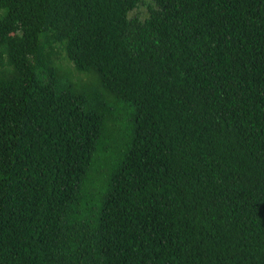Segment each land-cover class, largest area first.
<instances>
[{
	"label": "trees",
	"instance_id": "1",
	"mask_svg": "<svg viewBox=\"0 0 264 264\" xmlns=\"http://www.w3.org/2000/svg\"><path fill=\"white\" fill-rule=\"evenodd\" d=\"M0 264H264V0H0Z\"/></svg>",
	"mask_w": 264,
	"mask_h": 264
},
{
	"label": "rangeland",
	"instance_id": "2",
	"mask_svg": "<svg viewBox=\"0 0 264 264\" xmlns=\"http://www.w3.org/2000/svg\"><path fill=\"white\" fill-rule=\"evenodd\" d=\"M141 11H143V9Z\"/></svg>",
	"mask_w": 264,
	"mask_h": 264
}]
</instances>
